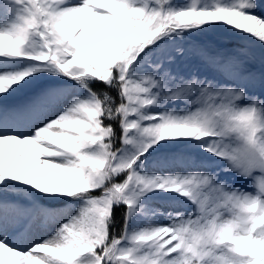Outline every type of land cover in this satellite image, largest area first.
Here are the masks:
<instances>
[{
	"label": "snow or ice",
	"instance_id": "6c2138e0",
	"mask_svg": "<svg viewBox=\"0 0 264 264\" xmlns=\"http://www.w3.org/2000/svg\"><path fill=\"white\" fill-rule=\"evenodd\" d=\"M0 264H264V0H0Z\"/></svg>",
	"mask_w": 264,
	"mask_h": 264
},
{
	"label": "rangeland",
	"instance_id": "374dc122",
	"mask_svg": "<svg viewBox=\"0 0 264 264\" xmlns=\"http://www.w3.org/2000/svg\"><path fill=\"white\" fill-rule=\"evenodd\" d=\"M253 48H255V50H256V52L257 53H261V51H262V49H261V47H260V45H259V42H256V44L253 46ZM196 63V61H190L188 64H185V65H187V70L191 67V65L192 64H195ZM250 66H255V65H250ZM256 67V66H255ZM245 182V180L244 181H240V182H238V184H239V186L241 187V188H244V190H246V191H252L253 189L252 188H249V187H245L246 185H248V184H246V183H244Z\"/></svg>",
	"mask_w": 264,
	"mask_h": 264
},
{
	"label": "trees",
	"instance_id": "16d2710c",
	"mask_svg": "<svg viewBox=\"0 0 264 264\" xmlns=\"http://www.w3.org/2000/svg\"><path fill=\"white\" fill-rule=\"evenodd\" d=\"M225 46L230 48V47H234L235 45L229 43V44H226ZM252 50L254 51V53H255V54L257 55V57H258L259 54L256 53L255 49H252ZM256 65L259 67L258 63H257ZM182 67H183L185 70H187V66H186V65H182ZM100 87H102V85H100ZM248 182H249V181H248ZM249 183H250V182H249ZM115 215H116L117 219L119 220V219H120V210H119V209H117V210L115 211Z\"/></svg>",
	"mask_w": 264,
	"mask_h": 264
}]
</instances>
